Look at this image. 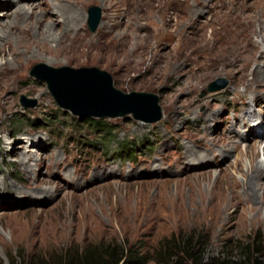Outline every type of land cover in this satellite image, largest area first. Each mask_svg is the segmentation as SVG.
<instances>
[{"label": "rangeland", "instance_id": "374dc122", "mask_svg": "<svg viewBox=\"0 0 264 264\" xmlns=\"http://www.w3.org/2000/svg\"><path fill=\"white\" fill-rule=\"evenodd\" d=\"M10 2L0 0L7 27L16 21L14 12L3 16ZM63 5L86 20L67 40L54 26L49 43L72 50L54 56L32 47L31 62L5 95L10 108L0 106V264L55 262L102 244L133 248L147 264H175L171 255L184 248V260L192 253L198 263L264 264V174L252 183L245 154L258 147L257 162L264 164V86L253 80L264 48V6L258 0ZM92 5L102 9L95 32L88 26ZM31 27L38 36V26ZM8 34L17 46V35ZM5 62L19 66L0 55ZM39 63L104 69L124 92L158 94L164 116L155 123L105 117L114 130L100 133L58 105L47 82L32 74ZM220 77L228 86L211 91ZM23 95L36 103L24 104ZM236 143L239 149L225 157ZM188 146L208 152V162L187 153ZM23 155L32 158L22 164ZM228 177L240 183L241 204L212 215V197Z\"/></svg>", "mask_w": 264, "mask_h": 264}, {"label": "bare ground", "instance_id": "6f19581e", "mask_svg": "<svg viewBox=\"0 0 264 264\" xmlns=\"http://www.w3.org/2000/svg\"><path fill=\"white\" fill-rule=\"evenodd\" d=\"M6 1V0H4ZM31 0H12L10 2L11 6L8 10L4 11L3 16L8 17L11 13L15 14V22H12L10 25L4 26V23H0V55L5 56L11 55L18 63V67L12 66L9 62H5V65L0 64V106L5 105L10 108L9 98L6 97V93L11 90L13 84L20 79V69L25 68L24 66L31 62L32 58V47L38 48L39 51L49 53L54 56H59L63 54H67L72 50L70 45L61 46L60 44H56V46L50 45V38L53 39L54 32H52L53 27L60 24V38L61 40H67L72 38V32H76L80 28L81 19L84 18L86 20V16L81 17L76 9L72 7L63 5V0H43L40 4L36 6L30 5ZM60 2V3H59ZM5 4H8L5 3ZM65 4V3H64ZM258 4L264 6V0H258ZM73 6V5H72ZM40 10V13H37L34 9ZM32 9V10H30ZM55 12L53 15V12ZM195 11V10H192ZM60 18V19H59ZM33 25L38 26V36L33 35L32 27ZM6 28V29H5ZM35 30V29H33ZM260 31L262 36V41H264V25H260ZM8 32H12V34L17 35V46H12L11 41L9 40ZM78 32V31H77ZM74 37H77L76 35ZM72 40V39H71ZM231 42V41H230ZM235 49V48H234ZM248 55V54H247ZM259 57V56H258ZM264 57V48L262 47L260 57L256 62V68L253 72L255 83H258L264 86V60L261 66V58ZM261 59V60H260ZM47 61V60H46ZM55 60H48L46 63L52 65ZM20 82V81H19ZM255 98V97H254ZM257 101V100H255ZM257 103V102H256ZM251 118H249L250 124ZM244 123V120L241 121ZM245 125V124H243ZM247 125V124H246ZM35 141V140H34ZM37 141V140H36ZM233 142V141H232ZM230 141V143H232ZM229 143V144H230ZM32 144H37V142H33ZM228 144V145H229ZM233 148L227 149L224 152V156L230 155V153L234 150L239 149L238 143H236ZM246 155L250 158V166L248 171L252 175V183L261 175L264 174V164H258L257 159L259 155L258 147H250L245 151ZM187 153H190L193 157L198 160L208 162V152L194 151L193 147L188 146ZM210 153V152H209ZM22 155V154H21ZM240 156V155H239ZM31 155H23L21 156V163L25 164L31 160ZM239 159V158H238ZM188 160V159H187ZM186 160V161H187ZM200 162V161H199ZM237 170L242 171L241 161L236 162ZM223 182L226 183V187L224 189L220 188L219 192L214 193L212 199L216 200V204L209 210V212L213 215V213L219 212L220 209H227L233 205L241 204L240 193L238 187L240 183L234 178H225ZM38 189V188H37ZM42 194H45L47 190H41ZM46 191V192H45ZM254 196V195H252ZM230 198V199H229ZM244 201V199H243ZM245 209V207H244Z\"/></svg>", "mask_w": 264, "mask_h": 264}, {"label": "water", "instance_id": "95a60500", "mask_svg": "<svg viewBox=\"0 0 264 264\" xmlns=\"http://www.w3.org/2000/svg\"><path fill=\"white\" fill-rule=\"evenodd\" d=\"M88 14L89 29L95 32L102 20V9L92 5ZM32 74L47 82L60 107L70 110L81 119L133 117L139 121L155 123L164 116L158 94L147 91L124 92L115 86L110 72L96 66L51 67L39 63ZM228 84V79L220 77L211 82L209 89L220 90ZM22 100L24 104L36 103V100L28 99L25 95Z\"/></svg>", "mask_w": 264, "mask_h": 264}, {"label": "trees", "instance_id": "16d2710c", "mask_svg": "<svg viewBox=\"0 0 264 264\" xmlns=\"http://www.w3.org/2000/svg\"><path fill=\"white\" fill-rule=\"evenodd\" d=\"M79 119L86 122L96 131H100V133H113L114 129L109 127V124L105 122L103 118L87 117ZM187 252H189V250L184 248L179 253H173L171 258L174 260L175 264H209L204 262L198 263L192 253L189 258L184 260L180 254ZM160 254L162 255V252H160ZM148 261L149 258L145 254L135 252L133 248H130L129 251H127L125 248H120L117 245L113 246L110 244H102L95 246L94 248H88L79 255H71L67 256L66 258L63 257L62 260H57L55 262L46 263L44 261H40L34 264H147ZM186 261H189V263H186ZM11 264L26 263L15 260Z\"/></svg>", "mask_w": 264, "mask_h": 264}]
</instances>
